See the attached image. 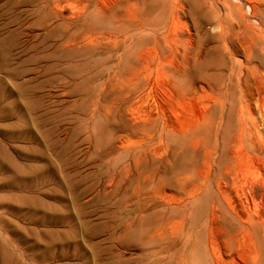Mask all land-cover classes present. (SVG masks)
Masks as SVG:
<instances>
[{"label": "rangeland", "instance_id": "374dc122", "mask_svg": "<svg viewBox=\"0 0 264 264\" xmlns=\"http://www.w3.org/2000/svg\"><path fill=\"white\" fill-rule=\"evenodd\" d=\"M182 1L174 31L186 40L174 53L161 0H106L97 31L110 42L132 31L130 53L153 46L169 58L159 72L150 49L136 75L115 77L109 71L128 70L130 59L118 64L93 47L70 55L40 0H0V264H213L212 246L219 264H246L238 216L262 242L264 264L262 180L228 160L218 182L206 164L228 157L232 105L247 69L264 70V0ZM151 22L153 44L136 26ZM135 217H146L145 236Z\"/></svg>", "mask_w": 264, "mask_h": 264}, {"label": "bare ground", "instance_id": "6f19581e", "mask_svg": "<svg viewBox=\"0 0 264 264\" xmlns=\"http://www.w3.org/2000/svg\"><path fill=\"white\" fill-rule=\"evenodd\" d=\"M121 1H125L127 4L130 5L131 8H134L133 4H131L132 0H121ZM161 2H162V7H161L162 12L160 17L162 18L159 24L163 28V30H165V34L163 35V41L166 45L170 47L171 50H173L174 53H179L178 47H181L186 39L185 36L183 37V35L177 34L174 31V25L180 20L179 19L180 12L185 8L184 3L182 0H161ZM72 3H75V5L76 4L80 5L78 6L77 12H74V9H76L77 6L73 5ZM242 4L243 7L248 6L246 2ZM109 5L111 4L109 3ZM121 5L122 4L120 3L118 6L120 7ZM106 6H107L106 0H40V8L42 10H45L46 13L47 12L50 13L51 14L50 20H53L56 24V26L53 29H60L62 32L64 31L60 39L59 46L65 49L66 51H68L70 55L75 53L73 51L74 48H78L77 52H79L82 49L92 51V47H93L94 50H98L99 53L103 52L105 54H108L109 56L108 58L111 59L112 62H115L117 60L118 64H121L123 58L125 57L127 60L130 59L128 63L133 64L131 68H128V70L125 69V71L123 70L120 72V69H116L115 66L114 68L116 70H112L109 72H111V74L114 73L112 76L115 77H117L118 76L117 74L119 73H121V75L126 74L127 76L132 77L136 75L137 72H139V70L135 68L136 64H139L143 56H145L147 53H150L151 52L150 49H152L153 64L157 65V69H156L157 71L162 72V64L166 62L169 58L157 59L156 50L153 46L152 48L150 47L149 49H147L146 46L144 48L142 46H138L131 53L130 51L132 50H127V43H128L127 40L129 36L127 33H131L132 31H124L123 34L120 36H113L114 39L112 40V42H110L108 41L110 35H108L106 32H100L96 30V29H101L100 22L104 16L103 14L106 13V8H107ZM88 8L94 9L95 12L94 19H91L86 15ZM67 9H71V12L66 13ZM111 13L113 14V12ZM90 22H92L93 25L90 24V27H88L87 25H89ZM158 25H156L154 22H151L146 26L144 24H137L136 26L146 27L147 30H145V32L148 33L149 36H151V44H153L152 40L155 39V33ZM5 40H8V38L3 37L1 39L2 42H5ZM107 45H111V47L108 48L106 47ZM101 48H103L104 50H101ZM90 53L91 52H88L87 55L89 56ZM245 57H246V61H248L247 55H245ZM147 63L150 64L151 61H147ZM248 66L249 65H246V67ZM213 67L214 66L211 65L209 68H213ZM247 72L249 73L247 76L248 79H246L247 81L246 89L244 90V92L242 90V96L238 98L236 103L233 104L231 108L233 109L235 124L231 128L229 134L227 132H224V134L222 135L223 144L221 149L225 151V155H227L228 157L222 158V156H220V160L217 161L216 159L217 156L214 157L213 155V157H211V159L207 161L206 164H208L209 168L211 167L215 168L214 174L216 179H218V182L221 180V178H223L227 174V171L230 170L228 167V160H231L232 170L234 171V173L236 172L237 174L246 173L249 167H251L253 172L262 180V187H263L264 185V70H260L258 69L257 66L253 65L252 68L249 67L247 69ZM101 74L103 75L104 72H102ZM130 92L131 89H129V91L126 92V94H129ZM247 94L249 95L245 97ZM136 129L141 133H143L144 135H146V137L150 136V132H147L145 127L142 128L137 127ZM120 144L122 145L123 141H120ZM214 154H218V152H215ZM244 168L247 169L243 171ZM126 172L128 173V171ZM241 177L243 178V180H239L240 186L243 192L242 194L245 195L246 186H248V181L246 179V174L242 175ZM134 195L135 197H137V194ZM237 196H239L238 193ZM214 208H215V204L212 206V209L209 212V216H208L209 219L215 218ZM136 211L139 214H141V212H144V210L142 211L140 208L138 210L135 209V212ZM148 216H150V214H148ZM238 217L240 218L241 221V226H240L241 239L244 241L246 239H249L251 244L250 258L248 262H246V264H263V254L261 256L262 247H263L262 242H260L258 239L254 237L252 230L249 227V223L246 220H244L242 217L240 216ZM137 218L139 219V217ZM138 219H136L133 222V225H135V227L136 226L139 227L138 234H142L143 236H145L142 228V224L146 219V217L142 218L141 221L137 222ZM148 237H149V241H151L149 242V244H152L154 240V234L151 233L148 235ZM215 249H216L215 246H212L213 257H211V261L213 264H219L218 258L214 254Z\"/></svg>", "mask_w": 264, "mask_h": 264}]
</instances>
